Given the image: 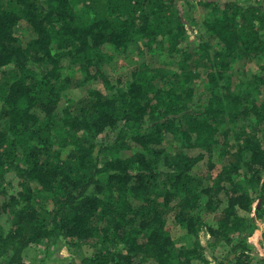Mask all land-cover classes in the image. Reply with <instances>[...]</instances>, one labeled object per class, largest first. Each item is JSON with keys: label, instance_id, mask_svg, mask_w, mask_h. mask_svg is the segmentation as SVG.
<instances>
[{"label": "trees", "instance_id": "16d2710c", "mask_svg": "<svg viewBox=\"0 0 264 264\" xmlns=\"http://www.w3.org/2000/svg\"><path fill=\"white\" fill-rule=\"evenodd\" d=\"M189 1L0 0V264L57 240L72 251L65 264L207 263L219 245L251 264L264 214V0H199L191 40ZM130 50L124 86L106 69ZM241 61L257 70L233 83ZM204 159L216 175L195 189Z\"/></svg>", "mask_w": 264, "mask_h": 264}, {"label": "rangeland", "instance_id": "374dc122", "mask_svg": "<svg viewBox=\"0 0 264 264\" xmlns=\"http://www.w3.org/2000/svg\"><path fill=\"white\" fill-rule=\"evenodd\" d=\"M199 0H190L188 4H184L182 2L179 3V8L181 11L187 10V7H191L187 11V15L191 16L195 19L197 25L194 26V29L188 30L190 40L196 35V32L201 30V22L204 18V10L202 9L201 4L198 2ZM18 37L24 42L29 41L31 39V30L24 23L20 24L19 28H17ZM117 56V55H116ZM137 59V54L134 50H130V53L126 56L118 55L112 60L110 67L106 70L111 76V78H119L121 83L126 86L129 81L128 73L132 67H134ZM244 70L238 71L237 73L232 74L233 83L235 80H240L241 75H246V73H254L257 70V66L251 62L241 61L238 65ZM242 73V74H241ZM202 76V75H201ZM203 80L199 75L193 79L194 83H201ZM234 88V86H233ZM71 96L73 98L80 97L79 91H72ZM215 160V158H214ZM216 175V169L210 170L208 165H206V159L203 162L199 163L192 172V185L195 189H200L204 187L207 182V178L214 177ZM16 184V181L13 182V185ZM241 215H246L241 212ZM207 225L210 227H214V222L211 220V215H206ZM167 229L176 244V246L182 245L184 243V237L181 234V231L177 226L171 222L169 218L167 223ZM264 231V214L262 218H260L255 223V228L251 232V236L247 239L248 243L253 247V252L249 254L251 264H264V247L262 244V233ZM208 232L206 228H203L198 235V239L200 244L205 247L206 241L208 239ZM62 241H54L49 243L47 246L41 244L39 246H31L26 252V258L24 259V264H65L66 260L69 259V256L72 254V251L67 249ZM90 249L87 247H82L80 249V254L89 255ZM204 255L206 256L207 263L201 262L199 258H196L192 261L191 264H231L229 258H226L227 255V247L224 245L216 246L215 248H206L204 251ZM139 260V259H138ZM233 263V262H232ZM142 264H153L152 260H147Z\"/></svg>", "mask_w": 264, "mask_h": 264}]
</instances>
